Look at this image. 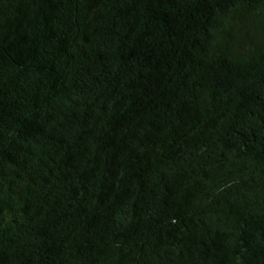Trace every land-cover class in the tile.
Returning <instances> with one entry per match:
<instances>
[{"label": "trees", "instance_id": "trees-1", "mask_svg": "<svg viewBox=\"0 0 264 264\" xmlns=\"http://www.w3.org/2000/svg\"><path fill=\"white\" fill-rule=\"evenodd\" d=\"M0 264H264V0H0Z\"/></svg>", "mask_w": 264, "mask_h": 264}]
</instances>
